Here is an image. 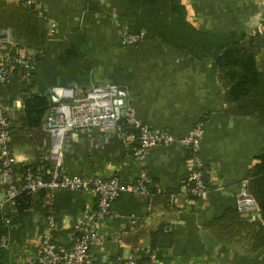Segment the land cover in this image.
Segmentation results:
<instances>
[{
	"label": "crops",
	"instance_id": "crops-1",
	"mask_svg": "<svg viewBox=\"0 0 264 264\" xmlns=\"http://www.w3.org/2000/svg\"><path fill=\"white\" fill-rule=\"evenodd\" d=\"M14 3L17 0H7ZM51 22L48 39L33 75L20 66L2 89L13 132L11 145L21 166L35 165L50 146L43 129L24 125L25 94L51 86H65L77 93L93 85H115L125 94L140 121L152 131H167L177 139L168 145L148 148L137 159L117 134L98 131L69 133L65 141V165L70 174L113 176L128 182L147 170L152 187L161 195L148 208L147 196L123 194L114 214L100 226L102 239L92 253L102 264H112L118 254L129 255L135 246L159 250V264H264V248L255 252L246 242L219 237L213 221L228 208H236L240 182L256 164L264 149V125L255 117L229 116L213 58L199 59L186 50L159 40H147L129 48L122 42L121 20L129 0H38ZM188 19L204 31L227 36L234 32H264V0H182ZM80 46L81 68L72 73L62 63L63 46ZM0 47V59L9 52ZM12 53L33 54L23 37L15 39ZM264 69V51L258 58ZM74 65L72 63H69ZM28 78V79H27ZM53 99V98H52ZM203 123L200 157L211 192L206 199H188L182 185L192 171L190 152L178 139ZM0 200L4 186L0 177ZM35 200L25 213L11 214L9 245L1 254L3 264H39L36 261L47 231L46 205ZM96 199L91 192L56 194L53 208L65 240L76 221ZM6 213V210H5ZM241 216L264 224L261 210ZM166 226L156 238L154 232ZM153 240L157 241L154 246ZM3 258V259H2ZM144 258V257H141Z\"/></svg>",
	"mask_w": 264,
	"mask_h": 264
},
{
	"label": "built area",
	"instance_id": "built-area-1",
	"mask_svg": "<svg viewBox=\"0 0 264 264\" xmlns=\"http://www.w3.org/2000/svg\"><path fill=\"white\" fill-rule=\"evenodd\" d=\"M24 5H34L44 18L52 25V20L44 11L38 0H17ZM147 41V31L139 32L125 28L122 42L129 48H137ZM15 38L11 30H0V47H9V52L0 59V177L4 186V200H0V213L5 212L6 204L10 205V213H18L17 198L26 191L36 196L45 190L47 197L46 222L47 231L42 237L36 256L39 264H102L92 253L93 246L102 239L99 226L114 214L116 201L125 193L147 196L148 208L153 209V180L147 170H142L137 178L128 182L118 175L92 176L70 174L65 165V141L73 131L117 134L125 142L126 147L137 141L139 146L133 149V155L142 159L145 151L153 146L168 145L177 138L167 131H152L137 116L135 108L125 99L123 90L115 85H93L85 94L77 96L75 90L65 86H51L49 95L57 98V104L46 115L43 130L50 135V146L40 158V162H48L49 177L46 178L41 168L38 171L28 169L20 174V166L12 148V122L10 121L2 96L4 85L11 79L17 66L30 76L36 67L33 54L12 53ZM29 78V77H28ZM27 78V79H28ZM125 125L136 128L139 133L128 132ZM205 134L203 123H198L190 133L178 139L191 154L192 171L182 185L181 193L188 199L208 198L211 189L206 182V167L200 157L202 139ZM64 191L91 192L96 199L94 208H89L76 221L65 240L59 236L58 223L53 201L56 194ZM236 208L243 214H252L258 210L256 200L248 189V179L240 182L236 194ZM6 227L11 219H4ZM9 236V235H8ZM0 237V248L9 245V237ZM149 259L148 264H159L158 249H144L135 246L129 255L118 254L112 264H138V259Z\"/></svg>",
	"mask_w": 264,
	"mask_h": 264
},
{
	"label": "trees",
	"instance_id": "trees-1",
	"mask_svg": "<svg viewBox=\"0 0 264 264\" xmlns=\"http://www.w3.org/2000/svg\"><path fill=\"white\" fill-rule=\"evenodd\" d=\"M121 20L127 22L124 29L147 31V40L162 41L186 50L199 59L213 58L218 80L224 89L223 98L227 114L236 118L255 117L264 125V69L258 59L264 51V32L243 31L223 36L212 31H204L188 19V10L182 0H129V9L121 16ZM48 22L49 20L44 18L34 5L0 0V30H11L15 39L23 37L27 44L35 49L37 61L41 59L48 39ZM82 57L80 46H75L71 41L63 46L62 63L67 65L72 73L79 72ZM32 90L33 86L26 90L23 121L26 128L36 130L39 136L42 135L44 118L57 103L50 97L49 89L38 93H33ZM88 90L75 93L80 96ZM125 128L128 132L139 133L134 127L125 125ZM138 146V142L134 141L128 148L133 153V149ZM255 159L257 162L247 175L248 189L264 219V149L255 156ZM50 167V163L42 162L35 165H20L18 170L22 175L28 169L36 172L41 168L48 178ZM153 192L154 201L161 195L170 198L177 193L167 194L154 188ZM46 197L45 190H41L36 196L26 191L22 192L17 198L18 213H25L31 209L35 200L44 204ZM191 199L194 197L191 196ZM47 210L46 207L45 211ZM5 218L6 213H0V237H7L9 234ZM213 228L219 237L225 235L226 241L246 242L255 252L264 248V224L248 221L241 216L237 208H228L224 215L213 221ZM164 231L166 226L153 234L157 238ZM156 242L153 240L154 246ZM5 250V247L0 248V264H3L1 254L5 253ZM137 262L148 264L149 259L139 258Z\"/></svg>",
	"mask_w": 264,
	"mask_h": 264
},
{
	"label": "water",
	"instance_id": "water-1",
	"mask_svg": "<svg viewBox=\"0 0 264 264\" xmlns=\"http://www.w3.org/2000/svg\"><path fill=\"white\" fill-rule=\"evenodd\" d=\"M53 101L58 102L57 98H53ZM6 215L10 216V205L6 204Z\"/></svg>",
	"mask_w": 264,
	"mask_h": 264
},
{
	"label": "rangeland",
	"instance_id": "rangeland-1",
	"mask_svg": "<svg viewBox=\"0 0 264 264\" xmlns=\"http://www.w3.org/2000/svg\"><path fill=\"white\" fill-rule=\"evenodd\" d=\"M103 85V84H102Z\"/></svg>",
	"mask_w": 264,
	"mask_h": 264
}]
</instances>
